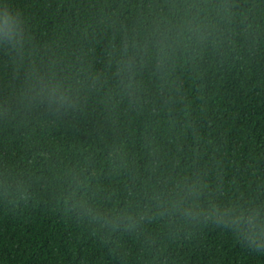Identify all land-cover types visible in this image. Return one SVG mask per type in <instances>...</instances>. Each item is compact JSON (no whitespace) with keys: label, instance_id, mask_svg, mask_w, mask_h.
Returning <instances> with one entry per match:
<instances>
[{"label":"trees","instance_id":"1","mask_svg":"<svg viewBox=\"0 0 264 264\" xmlns=\"http://www.w3.org/2000/svg\"><path fill=\"white\" fill-rule=\"evenodd\" d=\"M6 13L0 264H264V0Z\"/></svg>","mask_w":264,"mask_h":264},{"label":"clouds","instance_id":"2","mask_svg":"<svg viewBox=\"0 0 264 264\" xmlns=\"http://www.w3.org/2000/svg\"><path fill=\"white\" fill-rule=\"evenodd\" d=\"M21 39L16 20L8 13L0 16V43L15 47ZM217 222H220L219 220ZM249 246L255 251H264V231L253 232L249 237Z\"/></svg>","mask_w":264,"mask_h":264}]
</instances>
